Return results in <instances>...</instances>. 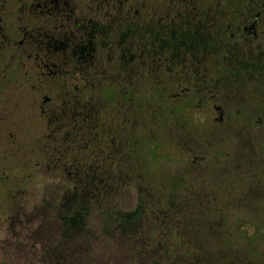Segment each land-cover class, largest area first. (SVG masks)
I'll list each match as a JSON object with an SVG mask.
<instances>
[{
	"label": "flooded vegetation",
	"instance_id": "af4514ba",
	"mask_svg": "<svg viewBox=\"0 0 264 264\" xmlns=\"http://www.w3.org/2000/svg\"><path fill=\"white\" fill-rule=\"evenodd\" d=\"M144 82L181 89L173 104L193 99L189 108L208 114L202 119L229 126L226 144L211 139L195 155L188 171L197 188L188 186L185 174L165 175L163 182L173 181L176 190L160 197L149 191L146 199L223 197L225 206L209 199L210 213L241 217L231 228L242 227V237L192 241L194 264H264V252L249 244L264 240V0H0V135L14 151L23 149L19 167L73 168L65 180L73 188L62 187L74 190L75 200L81 189L89 198L91 192L103 196L111 183L137 181L131 140L138 121L131 102L122 99L132 98ZM151 123L141 130L148 125L150 133L158 131ZM147 131L148 146L159 152ZM182 147L191 157L195 147ZM219 162L226 164L225 175ZM4 200L11 201L2 199L3 214ZM195 208L200 212V205ZM214 226V232L224 229ZM179 230L185 256L189 241L185 226ZM170 260L185 264L180 257Z\"/></svg>",
	"mask_w": 264,
	"mask_h": 264
},
{
	"label": "rangeland",
	"instance_id": "374dc122",
	"mask_svg": "<svg viewBox=\"0 0 264 264\" xmlns=\"http://www.w3.org/2000/svg\"><path fill=\"white\" fill-rule=\"evenodd\" d=\"M161 9L158 8L160 13ZM177 73L175 71V74ZM162 76L166 79L170 77L166 72ZM109 90L114 91V88ZM179 92L181 89L163 90L158 83L144 82L132 98L123 97L124 104L131 102L130 105L133 106L138 121L135 126L137 138L131 140V165L137 181L130 184L107 185V189L103 191L105 201L101 199L100 202L91 204L97 208L98 212L103 210V206L112 208L119 206L123 211H132L148 196L152 198L149 191L159 197L163 195V192L175 191L176 185L173 181L169 182V185L163 182L164 179L161 177L165 175L169 176L170 180L185 174L188 186L197 188L195 179L192 177L193 173L188 171L193 167L195 155L200 154V150H206L205 145L209 144L211 139L216 140L214 141L216 144H226L229 138L227 130L229 126L226 125V121H218L213 117L202 119L208 114L203 113L204 109H201L202 113H200L198 108H189V104L195 102L193 99L186 102L183 100L182 105L173 104ZM111 101L108 102L109 106L117 108V102ZM195 116L200 117L202 121ZM148 119L154 122L155 125L151 123V126L154 129L158 128V131L152 130L150 133L147 131L148 125L141 130ZM146 131L150 133L154 141L157 140L156 147L159 152H155L152 145L148 146V139L146 140L145 135H142ZM33 138V135L26 136L27 141ZM46 138L44 135L41 136L44 145L47 142ZM19 139L22 141L20 136ZM21 145L25 147L24 143ZM183 145H186V150L190 145L195 147L196 151L194 149L190 153L191 157L182 150ZM48 151L47 149L42 151V160ZM23 153L21 147L14 151L8 145L7 137L0 135V264H151L152 260H156L157 251L145 249L139 252L135 237L123 235L118 228H107L103 225L102 213H94L93 217L87 219L83 231L63 232L61 216L65 215L67 210L72 211L76 192L74 190L66 192L62 186L67 185L73 188L72 184L65 182L69 176L68 171L73 168L54 169L44 164L38 167L27 164L19 167L16 161L20 159L22 162ZM183 154L186 161H181ZM209 159L210 157L204 160L207 166L210 165ZM220 165L225 175L226 164L220 163ZM17 180L20 183H15ZM212 186L215 185L212 184ZM5 197H9L10 200L16 198L10 203L4 200V207L7 210L3 214L2 199ZM208 197L218 205L225 206L227 203L226 199L215 196L213 193H209ZM209 199L203 197V199L183 200V202L176 200L180 202L177 208L182 203H187L185 207L194 206L195 208L196 203L201 206L200 213L204 215V211L211 212L214 207ZM158 201L161 205L162 199L158 198L155 202L158 203ZM262 221L263 218L260 219L261 223ZM246 230L251 235L253 229ZM160 232L162 234L161 230ZM232 232L242 237L243 229L242 227L233 228ZM185 236L184 242L189 241L192 244L190 239L193 234L187 233ZM259 236L264 237V230L259 233ZM158 240L156 239V242ZM215 240H217L216 237H208L210 244ZM170 241L167 240L173 246ZM177 244L179 246V242ZM210 244L205 249L204 255H211ZM249 244L252 250L259 248L260 252H264V240L258 246L252 245L251 240ZM177 255L185 264L192 261L179 251ZM159 256L161 258V255ZM58 257L62 259V262L57 263Z\"/></svg>",
	"mask_w": 264,
	"mask_h": 264
},
{
	"label": "trees",
	"instance_id": "16d2710c",
	"mask_svg": "<svg viewBox=\"0 0 264 264\" xmlns=\"http://www.w3.org/2000/svg\"><path fill=\"white\" fill-rule=\"evenodd\" d=\"M90 194L89 198H87L85 192L81 189L77 196V200L73 202L72 211L69 212V210H67V213L61 216L63 221V232L83 231L87 219L93 217L98 212L97 208L93 207L91 204L95 202L98 203L101 199L104 200V197L102 195L94 196L93 192ZM156 200L145 199L132 211H122L119 206L114 208L103 206V210L98 212L102 213V223L107 226V228L115 227L116 229H120L123 235L135 237L136 248L139 252L145 249L157 251V255H161V258L160 256L157 258V256L156 260L154 259L151 261V264H174L173 261H168V256H172L174 261L179 259L177 255L179 251L177 242L181 239L182 231L179 230V225L181 226V224L185 226V234H193L190 241H195L199 238L208 240V237L225 239L228 234L233 233L231 224L242 222L241 217H238L237 220V216L230 219L229 217L212 214L210 212H203V215L199 210H195L194 206L183 207V205L180 204V207L177 208L180 202H177L175 199L162 200L161 205L159 201L156 203ZM214 224H221L224 226V229L214 232ZM149 227H151L150 230ZM199 229H202V232H199ZM160 230L162 234H160ZM252 233L253 230H251V236ZM234 235L237 236L238 239L241 238L237 234ZM156 239H159L158 242H156ZM167 240H171L173 246L171 243H168ZM188 244L189 245H185V255L192 259V261L187 264H194L196 247L194 244ZM58 262H62V259L59 257L57 259V263Z\"/></svg>",
	"mask_w": 264,
	"mask_h": 264
}]
</instances>
